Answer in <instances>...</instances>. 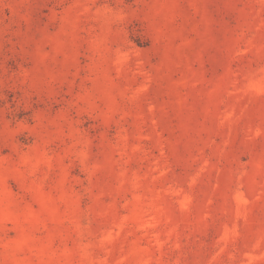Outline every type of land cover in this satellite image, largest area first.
I'll return each instance as SVG.
<instances>
[{
    "label": "rangeland",
    "instance_id": "obj_1",
    "mask_svg": "<svg viewBox=\"0 0 264 264\" xmlns=\"http://www.w3.org/2000/svg\"><path fill=\"white\" fill-rule=\"evenodd\" d=\"M0 264H264V0H0Z\"/></svg>",
    "mask_w": 264,
    "mask_h": 264
}]
</instances>
